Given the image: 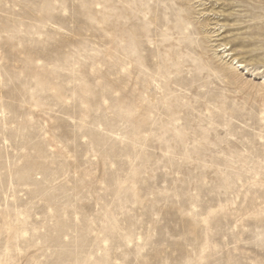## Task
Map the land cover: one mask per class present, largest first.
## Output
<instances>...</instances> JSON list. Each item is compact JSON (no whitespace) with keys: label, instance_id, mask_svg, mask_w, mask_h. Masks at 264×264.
<instances>
[{"label":"rangeland","instance_id":"1","mask_svg":"<svg viewBox=\"0 0 264 264\" xmlns=\"http://www.w3.org/2000/svg\"><path fill=\"white\" fill-rule=\"evenodd\" d=\"M0 264H264V0H0Z\"/></svg>","mask_w":264,"mask_h":264},{"label":"bare ground","instance_id":"2","mask_svg":"<svg viewBox=\"0 0 264 264\" xmlns=\"http://www.w3.org/2000/svg\"><path fill=\"white\" fill-rule=\"evenodd\" d=\"M241 66V64H239Z\"/></svg>","mask_w":264,"mask_h":264}]
</instances>
